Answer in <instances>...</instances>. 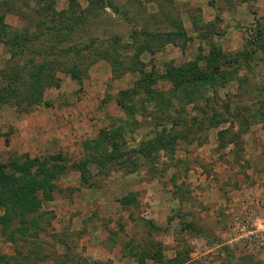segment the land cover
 Here are the masks:
<instances>
[{
    "label": "rangeland",
    "instance_id": "rangeland-1",
    "mask_svg": "<svg viewBox=\"0 0 264 264\" xmlns=\"http://www.w3.org/2000/svg\"><path fill=\"white\" fill-rule=\"evenodd\" d=\"M110 1L116 10L88 17V0H0L21 31L9 6L54 2L58 14H78L58 47L76 44L81 59L80 78L64 62L41 104L0 110V164L58 155L64 167L34 215L38 234L12 243L0 232V255L11 264H264V49L249 44L264 27V0ZM9 60L0 43L2 70ZM215 64L203 87L163 77ZM149 73L154 93L134 90Z\"/></svg>",
    "mask_w": 264,
    "mask_h": 264
},
{
    "label": "trees",
    "instance_id": "trees-1",
    "mask_svg": "<svg viewBox=\"0 0 264 264\" xmlns=\"http://www.w3.org/2000/svg\"><path fill=\"white\" fill-rule=\"evenodd\" d=\"M88 2L89 6L85 10L88 17L93 16L92 10H99L107 5L113 10L117 9L110 0L107 2L106 0H88ZM8 8L13 9L11 14L18 16L27 24L28 28L25 27L21 31L19 28L10 26L4 20L5 15L0 12V43L10 51V60L5 65L7 71L0 67V79L3 81V85L0 87V110L9 103H14L16 106L22 103L26 106L41 104L46 89L58 86L57 82L59 81L55 78L57 72L66 70L65 72L75 79L80 78L81 73V69L78 68L80 64L76 62L80 59L78 46L73 44L61 49L58 47L61 43H69L70 36L79 27V20L72 19L73 15L77 16L78 14H69L65 11L58 14L54 8V2L45 6L40 5L36 9H31L28 5L17 9L15 7L16 11L13 6ZM24 9H27L28 13H25ZM32 12L35 13L33 17L32 14L30 15ZM261 23L249 43L253 50L264 49V27ZM31 27L38 32H31ZM174 35L166 33L165 37L167 40H171ZM42 37H45L44 41L41 40ZM149 37L155 41L161 38V36L158 38ZM113 42L117 43L115 39ZM113 47L112 43L110 50H106V55L109 59L115 56L112 60V69L114 70L117 67L118 56L113 51ZM19 58L22 59L21 64L18 62ZM67 61H70V69L65 68L64 70V62ZM212 67L213 71L200 70L195 66L171 70L166 72L163 77L167 78L177 89L203 87L211 79V73L218 69L217 64ZM155 81L153 73L145 74L138 80L134 90L152 95ZM105 140L106 138L101 140L99 137L94 142H105ZM85 148L92 150L90 143H85ZM40 159L24 157L12 160L7 164H0V232L9 242L15 243L17 234L30 237L38 234L40 224L34 215L41 207V199L44 201L53 199L54 180L64 170V167L59 166V163L63 161L61 156H50L46 161ZM33 168L34 171L31 170ZM39 194H41V198H39ZM121 201L125 205L132 203L128 197H124ZM15 223L18 226L12 227ZM129 255L134 258H137L135 255L138 257L140 255L151 256L157 261H162L160 254L156 252L136 254L130 250ZM12 259L0 255V264H11L10 260ZM22 260H24L22 264H36L35 258L32 261L30 256Z\"/></svg>",
    "mask_w": 264,
    "mask_h": 264
}]
</instances>
